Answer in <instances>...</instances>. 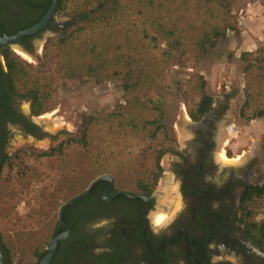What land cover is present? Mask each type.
I'll return each mask as SVG.
<instances>
[{"label": "rangeland", "instance_id": "obj_1", "mask_svg": "<svg viewBox=\"0 0 264 264\" xmlns=\"http://www.w3.org/2000/svg\"><path fill=\"white\" fill-rule=\"evenodd\" d=\"M53 20L63 30L36 38L35 55L9 49L19 63L12 88L24 110L36 91L31 119L42 132L25 144L13 134L0 170L11 264L34 263L58 207L100 174L128 192L147 186L151 220L167 221L180 205L174 170L192 152L188 115L201 92L217 113L213 156L232 157L234 169L257 160L264 183V0H64ZM259 202L243 206L255 221Z\"/></svg>", "mask_w": 264, "mask_h": 264}, {"label": "flooded vegetation", "instance_id": "obj_2", "mask_svg": "<svg viewBox=\"0 0 264 264\" xmlns=\"http://www.w3.org/2000/svg\"><path fill=\"white\" fill-rule=\"evenodd\" d=\"M45 2L0 0V37L36 23L47 9L41 14ZM53 17L54 12L35 34L0 45V170L11 154L13 134L23 144L42 134L31 119L36 117L33 99L24 110L23 99L12 88L3 51L14 43L35 55L36 38L63 30L62 25L53 26ZM210 106L197 119L188 115L189 121L200 123L192 132V152L180 154L176 164L180 205L167 221L151 220L153 199L146 189L128 192L115 188L113 178L103 180L93 194L66 210L64 222L56 219L53 232L58 224L56 234L66 229L68 234L56 242L47 264H261L264 251L250 238L243 209L246 189L259 184V162L250 159L234 169L226 161L232 159L227 150L226 160L213 156L217 113H211Z\"/></svg>", "mask_w": 264, "mask_h": 264}, {"label": "trees", "instance_id": "obj_3", "mask_svg": "<svg viewBox=\"0 0 264 264\" xmlns=\"http://www.w3.org/2000/svg\"><path fill=\"white\" fill-rule=\"evenodd\" d=\"M48 2H49V0H46V2L43 4L41 14L44 13V11L48 5ZM63 2H64V0H55L54 13H56L62 9ZM36 20H38V19H35V21ZM24 28H25L24 26H19L17 31L22 30ZM212 42H213V38L207 37V38H205L203 45L205 43L211 44ZM3 56H4V63H5V66L7 68V72L10 76V82H12L13 75H16L19 72L17 70L19 68V63L15 60V58L12 56V54H10L9 49H6L3 51ZM30 93H31L30 97L33 99V114L36 115L39 113V110H40L39 97L36 94L35 90L30 91ZM210 102H211V97L208 96L207 94H205L204 92H201L199 100L196 104L195 113L193 115H191V117L194 119H197L198 117H200L206 111V109L209 107ZM257 114H259V116L263 115L264 111H259V112H257ZM84 134H85V129L83 128L82 134H81V136H82L81 139L83 141H84ZM156 166H157V164H156ZM102 182H103V180L97 181L96 183L93 184L91 189L85 195L80 197L78 200L66 205L61 212L62 221L64 222V220H65L64 215H65L66 210L73 208L74 206H76V204L79 201H82L83 199L88 197L90 194H93V190H95V188H97V186ZM140 188L146 189L147 192H149V189L147 188V186L140 185ZM82 192L78 193L77 195H75L74 197L70 198L67 201L73 200L74 198H76L80 194H82ZM257 197H259V199H260L259 203L261 206L262 198L264 197V183L254 185V186L247 188L246 192L244 194L243 200H244L245 204H247L250 201L254 200V198H257ZM67 201H65V202H67ZM250 215H251L250 210L244 211V217L246 218V220H245L246 230H247L250 238L255 242V244H257L260 248L264 249V246H263L264 245V217L259 215L258 220L255 221L249 217ZM248 217H249V219H248ZM59 229H61V227H60V225L57 224V228L54 230V232L51 233V237L54 236L58 232ZM0 250H1L2 255H3L4 264H11L9 252H8L7 248L5 247L4 243L2 242L1 238H0ZM44 253H45V250L41 251L37 255V260L39 258H41ZM36 263H37V261H35L33 264H36Z\"/></svg>", "mask_w": 264, "mask_h": 264}, {"label": "water", "instance_id": "obj_4", "mask_svg": "<svg viewBox=\"0 0 264 264\" xmlns=\"http://www.w3.org/2000/svg\"><path fill=\"white\" fill-rule=\"evenodd\" d=\"M54 7H55V0H49V3H48V6H47V9H46L45 13L43 14V16L36 23H34V24H32V25H30L28 27H25L22 30H18L16 33H14L12 35H9V36L3 35V36H1L0 37V45L13 42L16 39H18V38H20L22 36H25V35L35 34L37 31H39L46 24L47 20L49 19V17L54 12ZM13 46H16L17 48H19L20 50H22L23 52H25L27 54H30L27 51H25L23 48L19 47L17 44L13 43ZM31 56H33V55H31ZM199 123H200V121L191 122V125H190L191 129L197 128ZM100 180H109L111 182L112 177L109 174H100V175L96 176L95 178H93L87 184V186L83 190L82 194H80L78 197L74 198L73 200H70V201L62 203L58 207L57 213H56V219L59 222H61V212H62L63 208L66 205L78 200L80 197L85 195L90 190V188L93 186V184L96 183L97 181H100ZM116 192H119V191H115V193ZM67 234H68V230L66 229V231H62V232L56 234L54 237L50 238L47 241V244H46V251L42 255V257L38 260L37 264H47L49 262L51 256L53 255L54 251H55L56 242L58 240L64 238ZM0 264H4L3 255H2L1 250H0Z\"/></svg>", "mask_w": 264, "mask_h": 264}, {"label": "built area", "instance_id": "obj_5", "mask_svg": "<svg viewBox=\"0 0 264 264\" xmlns=\"http://www.w3.org/2000/svg\"><path fill=\"white\" fill-rule=\"evenodd\" d=\"M260 215L264 217V197L262 198V203L260 206Z\"/></svg>", "mask_w": 264, "mask_h": 264}, {"label": "bare ground", "instance_id": "obj_6", "mask_svg": "<svg viewBox=\"0 0 264 264\" xmlns=\"http://www.w3.org/2000/svg\"><path fill=\"white\" fill-rule=\"evenodd\" d=\"M16 47V46H15ZM18 52L20 53V54H22L23 56H27L25 53H23V52H20L19 51V48H18ZM191 125V124H190ZM222 154V157L224 158L225 156L223 155V153H221ZM163 215H162V213L159 215V217L158 218H161Z\"/></svg>", "mask_w": 264, "mask_h": 264}]
</instances>
